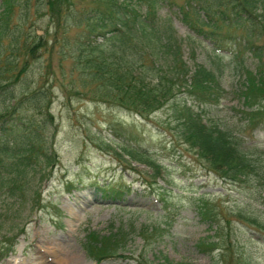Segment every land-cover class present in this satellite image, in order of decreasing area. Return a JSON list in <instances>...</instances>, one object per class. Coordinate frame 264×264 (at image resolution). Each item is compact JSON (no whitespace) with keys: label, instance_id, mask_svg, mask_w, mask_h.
Wrapping results in <instances>:
<instances>
[{"label":"rangeland","instance_id":"rangeland-1","mask_svg":"<svg viewBox=\"0 0 264 264\" xmlns=\"http://www.w3.org/2000/svg\"><path fill=\"white\" fill-rule=\"evenodd\" d=\"M26 1L20 0L19 4L23 7L28 4ZM30 1V20L21 19L19 5L15 7L12 22L30 30L36 28L48 37L46 25L50 24L49 29L55 31L56 24L43 11V15L32 20L39 0ZM72 1L77 11L98 5V0ZM175 1L182 4L185 0ZM158 15L161 26L170 23L182 40L184 60L191 66L197 61L216 70L226 90L220 104L200 107L204 117L240 129L246 123L242 116L247 106L239 90L247 78L246 69L256 71L258 65V58L250 51L240 50L247 29L235 27L233 32L239 38L230 42V51L217 57L210 43L192 32L182 20L177 5L160 4ZM65 31L59 40L69 38L71 44L66 49L73 48L72 40L78 38V29L71 26ZM109 43L107 47H111ZM49 44L50 50L54 46L52 41ZM59 50L54 47L51 49L54 53L48 54L43 48L41 56L17 84L19 91L27 82L29 88L47 87L45 63L51 56L57 71L49 94L53 121L41 115L36 101L31 100L24 104L18 118L37 122L40 130L35 126H28L27 130L41 132L46 140L43 144L51 147L57 158L49 165L39 163L36 158L37 168L26 171L17 181H10L13 174L1 170L0 264L46 261V264H165L166 260L172 264H264V211L257 209L259 206L246 183H226L205 169L197 154L180 139L177 122L170 115V103L147 120L105 97V100H93L89 98L90 86L84 87L83 80L78 79L75 85L72 82L76 79L71 71L73 57L62 60L59 52L56 53ZM141 51L148 64L151 60L148 49L143 47ZM60 64L65 71H61ZM143 67L145 70L146 64ZM74 86L84 87L88 93L81 95ZM188 104L192 105L190 101ZM16 125L26 129L20 122ZM250 128L242 133L248 139L246 146L257 144L264 152V129L251 131ZM172 139L180 144H173ZM129 145L144 153L140 155L144 161L131 157ZM16 162L13 157L4 164L11 168ZM44 167L45 172L41 173ZM111 180L122 182L127 190L118 196L107 194L104 187ZM161 193L174 206L171 227L165 223ZM204 200L221 221V229L201 219L198 204ZM244 216L249 220L256 217L248 216L259 217L263 228L246 221ZM116 228L128 232L118 255L93 258L86 248L88 234L99 231L108 235ZM144 228H154L155 233L148 240L142 235ZM10 242L15 245L4 257L1 253ZM60 245L72 249L77 258L64 263L58 261Z\"/></svg>","mask_w":264,"mask_h":264},{"label":"trees","instance_id":"trees-1","mask_svg":"<svg viewBox=\"0 0 264 264\" xmlns=\"http://www.w3.org/2000/svg\"><path fill=\"white\" fill-rule=\"evenodd\" d=\"M162 1L171 0H98L97 6H84L77 11L72 0H39L32 20L43 15V11L56 24L55 31L49 29L50 24L46 25L47 37L36 28L30 30L12 22L15 7L21 6L20 0H0V168H9L4 162L16 157L17 162L5 169L13 173L12 181L37 168L36 158L39 163L49 165L54 155L51 147L44 145L46 140L41 132L27 130L28 126L40 130L37 122L18 118L24 104L31 100L36 101L41 115L53 121L49 94L57 71L51 56L45 63L47 87L43 90L29 88L30 82H27L19 91L17 84L41 56L43 48L44 52L53 54L51 49L57 47L60 50L56 53L59 52L62 60L73 57L71 71L76 79L72 82L75 85L83 80L84 87L90 86L89 98L93 100H105V97L111 103L137 111L146 118L170 103V115L177 122L183 143L223 180L257 187L258 198L255 200L264 206V152L256 146L245 147L241 136L206 120L188 104L189 99L217 103L224 91L216 74L202 65H196L189 75L191 68L182 60L174 29L170 25L163 29L157 22L158 4ZM26 2L27 5L21 6V19L28 21L31 1ZM143 3L147 5L145 11L142 10ZM177 5L183 20L197 33L209 38L218 51L228 40L239 37L233 32L235 27L247 29L242 46L253 51L259 64L258 71L247 70L249 76L244 97L251 109L244 118L252 127L264 123V0H185ZM62 26L78 29V38L72 40L73 48L66 49L71 44L69 38L67 41L63 37L60 42V36L67 32ZM99 38L102 41L99 42ZM50 41L54 47L49 50ZM107 42L111 47H107ZM143 47L149 51L151 60L148 64L141 51ZM60 69L65 71L62 64ZM84 87L74 86V90L86 95L84 93L88 92ZM19 122L26 129L16 125ZM127 147L132 158L143 160V154L130 145ZM156 171L159 172L158 166ZM199 212L203 218L218 220L207 202L200 206ZM250 221L258 226L261 224L258 217ZM153 231L154 228L142 230L145 240L152 237ZM127 235V230L123 229L112 230L108 235L95 231L90 234L86 248L98 259L115 256L126 242ZM221 259H225L224 254ZM165 264L172 263L166 260Z\"/></svg>","mask_w":264,"mask_h":264},{"label":"bare ground","instance_id":"bare-ground-1","mask_svg":"<svg viewBox=\"0 0 264 264\" xmlns=\"http://www.w3.org/2000/svg\"><path fill=\"white\" fill-rule=\"evenodd\" d=\"M79 200V199H78ZM47 239V238H46ZM56 241V240H55ZM59 243V242H58ZM57 243V244H58ZM66 245H60V250L58 251L59 254H61V257L59 258L58 261L64 263V262H69L70 260H73L74 258H77V255L74 254L72 249H67ZM74 248V247H73ZM54 251V250H53ZM56 255V254H55ZM55 258V257H54ZM80 258V257H79ZM53 261V260H52ZM48 262V261H46ZM46 262L44 264H46ZM53 263V262H52ZM59 263V262H58ZM49 264V263H48Z\"/></svg>","mask_w":264,"mask_h":264}]
</instances>
